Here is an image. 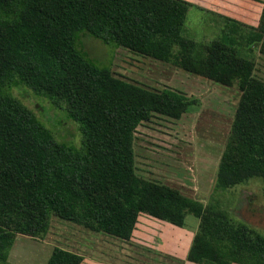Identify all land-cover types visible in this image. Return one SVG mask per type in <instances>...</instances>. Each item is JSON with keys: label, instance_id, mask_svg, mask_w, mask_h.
Returning a JSON list of instances; mask_svg holds the SVG:
<instances>
[{"label": "trees", "instance_id": "obj_1", "mask_svg": "<svg viewBox=\"0 0 264 264\" xmlns=\"http://www.w3.org/2000/svg\"><path fill=\"white\" fill-rule=\"evenodd\" d=\"M187 0H0V261L16 234L42 237L55 215L128 241L140 214L182 227L199 218L186 260L264 264V236L227 214L134 172L137 126L153 113L178 117L193 103L171 89L150 91L111 75L81 33L224 85L241 95L214 190L264 183V82L252 62L222 39L201 46L182 30ZM264 54V8L258 31ZM45 97L76 123L78 144L59 141L13 89ZM53 248L45 264H81ZM182 263V261L180 260Z\"/></svg>", "mask_w": 264, "mask_h": 264}, {"label": "rangeland", "instance_id": "obj_2", "mask_svg": "<svg viewBox=\"0 0 264 264\" xmlns=\"http://www.w3.org/2000/svg\"><path fill=\"white\" fill-rule=\"evenodd\" d=\"M188 1L182 34L201 46L214 39L233 45L239 56L252 62V76L264 82L260 41L250 39L258 31L264 0ZM79 40L91 57L110 69L112 76L150 91L175 90L193 100L178 117L153 113L137 126L133 139L135 174L173 188L204 208L213 206L232 222L243 223L264 236V183L260 178L226 190L213 189L241 95L236 81L224 85L172 63L105 44L88 33H81ZM12 92L55 138L79 143L76 123L66 118L61 108L45 97L36 98L25 87ZM140 216L150 217L143 213ZM153 221L141 218L131 238L123 241L51 215L42 237L16 234L7 259L0 264H45L55 247L81 255V264H181L180 260L183 264L179 254L184 253L189 241L191 244L199 218L186 213L179 228Z\"/></svg>", "mask_w": 264, "mask_h": 264}, {"label": "crops", "instance_id": "obj_3", "mask_svg": "<svg viewBox=\"0 0 264 264\" xmlns=\"http://www.w3.org/2000/svg\"><path fill=\"white\" fill-rule=\"evenodd\" d=\"M188 1V0H187ZM189 2V1H188ZM144 219V218H146V219H153V220H155V221H153V223H156V224H159V223H161V222H164V223H167V224H170V223H168V222H165V221H162V220H159V219H155V218H150V217H147V216H138V221L140 220V219ZM137 221V222H138ZM137 224V223H136ZM171 226H173V227H178V226H175V225H172V224H170ZM136 227V226H135ZM179 228V227H178ZM178 228H175L174 230H179ZM134 231H135V229L133 230V232H132V234L134 233ZM189 245H190V241H189V243H188ZM189 245H187L186 247H185V249L182 251V252H184L182 255H180L179 254V257H181V258H178V256L176 255V254H173L174 256H177V258L178 259H183L184 260V262H183V264H196V263H194V262H191V261H188V260H186L185 258H186V254H187V251H188V248H189ZM182 264V263H181ZM233 264H237V263H233Z\"/></svg>", "mask_w": 264, "mask_h": 264}]
</instances>
